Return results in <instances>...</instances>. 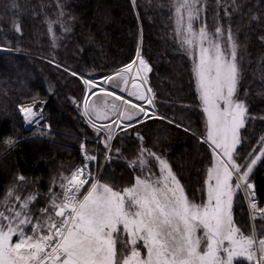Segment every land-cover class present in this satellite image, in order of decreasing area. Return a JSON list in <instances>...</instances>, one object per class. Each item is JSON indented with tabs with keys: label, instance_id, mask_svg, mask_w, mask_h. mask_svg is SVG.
<instances>
[{
	"label": "snow or ice",
	"instance_id": "6c2138e0",
	"mask_svg": "<svg viewBox=\"0 0 264 264\" xmlns=\"http://www.w3.org/2000/svg\"><path fill=\"white\" fill-rule=\"evenodd\" d=\"M246 3L166 0L156 4L167 8L171 27L166 35L190 62V87L194 88L202 131H193L185 123L190 117L158 110L149 76L152 64L143 54L142 26H138L134 56L98 78L61 64L54 56L42 57L81 83V98L73 102L104 145L105 163L126 159L121 147L113 150L112 142L117 135L127 136L133 130L140 142L134 157L127 159L134 182L120 187L99 171L90 170L97 155L90 154L83 141L79 144L82 163L70 175L53 176L47 192L26 191L27 178L16 175L0 198V264H235L240 258L247 264H264V232L258 234L253 224L252 231L245 234L234 220L235 198L242 193L250 219L264 221V207L258 206L250 180L254 167L264 159V131L257 136L254 128L249 129L250 123L264 121V116L251 113L250 92L244 86L249 72L254 79L258 74L264 86V52L254 66L246 64L250 53L237 35L242 25L238 23L234 31L232 24L237 14L241 20L246 16L249 22L261 21L251 7L245 10ZM129 4L139 22L137 9L142 5L138 0H129ZM8 7L18 11V0H10ZM40 7L45 34L57 48L63 34L72 31L70 22L75 17L66 11L63 0H55L51 16L43 3ZM9 26L22 35L15 15ZM257 39L264 48V31ZM244 40H248V32ZM12 50L10 42L0 44V51ZM37 103L33 96L31 102L16 107L25 124L37 125L44 134L51 125L44 117V102L39 101V110ZM183 108L190 112L193 105ZM149 121L159 122L161 132L166 127L191 132L207 146L199 202L189 197L169 158L146 147L145 137L135 131ZM15 142L11 137L3 141L7 146ZM38 197L43 206H36Z\"/></svg>",
	"mask_w": 264,
	"mask_h": 264
},
{
	"label": "trees",
	"instance_id": "16d2710c",
	"mask_svg": "<svg viewBox=\"0 0 264 264\" xmlns=\"http://www.w3.org/2000/svg\"><path fill=\"white\" fill-rule=\"evenodd\" d=\"M63 2L66 11L75 19L70 22L72 31L63 34L58 41L59 47L53 48L51 37L45 34L46 25L40 5L43 3L44 10L51 16L55 11V0H18V11L8 7L10 0H0V44L10 42L13 49L0 53V198L16 175L27 178L26 191L36 188L41 193L47 192L53 176L59 179L61 172L69 175L76 165L82 163L79 150L81 141L86 144L90 154L97 155L99 162H102L106 151L97 138L98 134L85 122L78 105L73 102L74 98H81V83L42 57L54 56L61 64L66 63L86 76L98 78L134 56L138 26H142L143 54L152 64L150 83L156 91L158 110L169 116L190 117V121L185 119V123H190L193 131L203 130L200 110L195 107L194 88L190 87V62L166 35L171 27L167 21V8L156 7L157 3L163 4L166 0H138L142 5L137 9L141 15L139 22L129 0ZM248 7L262 17L261 21L249 22L246 16L241 20L237 14L233 16L232 24L234 31L238 23L242 25L237 35L250 53L245 57V63L250 62L254 66L257 57L264 52L257 39L264 31L261 27L264 24V0H247L245 10ZM13 15L22 26V35L10 29ZM245 32H248L247 41L244 40ZM57 35H61L58 26ZM17 48L19 51L15 50ZM244 86L250 92L251 113L264 116V95H257L264 93V86L258 74L254 79L249 72ZM33 96L38 98L37 110L39 101L44 102L43 112L51 125L50 132L44 130V134H41L27 128L18 112L17 104L29 103ZM183 105H193V108L190 112L184 111ZM160 127L159 122L149 121L143 128L136 126L135 131H140L145 137L146 147L167 155L187 193L197 194L202 183V170L207 163V146L191 132L175 127H166L161 132L158 131ZM253 128L258 136L264 131V121L258 119L250 123L249 129ZM8 137L16 141L13 146L3 143ZM158 137L159 143H155ZM139 143L133 130H129L127 136L117 135L112 142L113 150L121 147L126 159H113L105 163L103 178L111 179L120 187L134 182L127 159L134 157ZM110 155H114V152ZM250 180L255 185L258 204L264 207V159L256 165ZM234 218L243 232L248 234L251 222L242 193L235 199ZM262 224L264 221H256L258 234L264 232ZM235 264H247V261L241 259Z\"/></svg>",
	"mask_w": 264,
	"mask_h": 264
},
{
	"label": "rangeland",
	"instance_id": "374dc122",
	"mask_svg": "<svg viewBox=\"0 0 264 264\" xmlns=\"http://www.w3.org/2000/svg\"><path fill=\"white\" fill-rule=\"evenodd\" d=\"M175 44V43H174ZM175 46H176V48L178 47L176 44H175ZM151 74V73H150ZM150 74H149V76H150ZM41 123H42V121H41ZM26 125V127L27 128H31V129H34V130H37V131H40V128L39 127H37V125H35V124H25ZM42 127V126H41ZM95 143L97 144L98 143V141H95ZM95 155V154H94ZM167 156V155H166ZM259 163V162H258ZM100 164H104L105 165V161H104V158H103V160H102V162H99V160H98V158H97V161L96 162H93V163H90V165H89V168H90V170H94V171H99L100 173H101V175H102V173H103V169H100L99 168V165ZM77 166V165H76ZM256 167V166H255ZM254 167V168H255ZM75 168V167H74ZM73 168V169H74ZM72 169V170H73ZM71 170V171H72ZM154 171H157L158 172V169H154ZM70 175V174H69ZM187 192V191H186ZM243 195V194H242ZM189 197L190 198H193V199H195L196 200V202H199L200 201V199H201V195H200V192L198 191V193L197 194H195V195H189ZM236 199V198H235ZM245 203H246V207H247V212H248V215H249V210H248V206H247V201L245 200ZM43 204H44V201H43V199L41 200V198L40 197H38V203L36 204V206L37 207H39V206H43ZM234 205H235V203H234ZM258 206H260L259 204H258ZM250 218V217H249ZM234 220H235V218H234ZM256 221H261L259 218H257L255 221H252L251 219H250V222H251V230H250V232L252 231V227H253V224H256ZM238 226V225H237ZM239 227V226H238ZM242 230V229H241ZM243 231V230H242ZM249 232V233H250ZM248 233V234H249ZM241 259H243V258H240V259H238V260H241Z\"/></svg>",
	"mask_w": 264,
	"mask_h": 264
},
{
	"label": "water",
	"instance_id": "95a60500",
	"mask_svg": "<svg viewBox=\"0 0 264 264\" xmlns=\"http://www.w3.org/2000/svg\"><path fill=\"white\" fill-rule=\"evenodd\" d=\"M6 52H8V51H0V53H6ZM126 95V94H125Z\"/></svg>",
	"mask_w": 264,
	"mask_h": 264
},
{
	"label": "built area",
	"instance_id": "2783aa9c",
	"mask_svg": "<svg viewBox=\"0 0 264 264\" xmlns=\"http://www.w3.org/2000/svg\"><path fill=\"white\" fill-rule=\"evenodd\" d=\"M256 199V198H255ZM257 201V200H256ZM258 203V202H257Z\"/></svg>",
	"mask_w": 264,
	"mask_h": 264
}]
</instances>
